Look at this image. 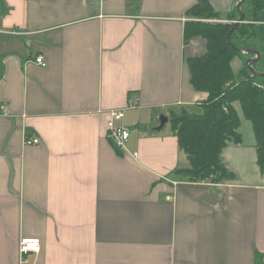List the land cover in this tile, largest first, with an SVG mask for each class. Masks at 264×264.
<instances>
[{
  "label": "crops",
  "instance_id": "obj_1",
  "mask_svg": "<svg viewBox=\"0 0 264 264\" xmlns=\"http://www.w3.org/2000/svg\"><path fill=\"white\" fill-rule=\"evenodd\" d=\"M197 1L0 0V264L264 258V184L243 121L240 144L220 154L235 180L191 182L181 172L189 163L169 114H199L208 97L187 66L206 40L184 41ZM208 1L225 17L240 0ZM130 99L136 109H126ZM111 110H125L116 121L130 132L124 150L106 138ZM22 239L39 240V252L22 255Z\"/></svg>",
  "mask_w": 264,
  "mask_h": 264
},
{
  "label": "trees",
  "instance_id": "obj_2",
  "mask_svg": "<svg viewBox=\"0 0 264 264\" xmlns=\"http://www.w3.org/2000/svg\"><path fill=\"white\" fill-rule=\"evenodd\" d=\"M241 11L245 21L227 41L233 24L211 23L219 16L208 0H198L186 15L192 21L185 24L184 41L203 37L207 43L204 56L187 60L190 84L197 92L207 94L201 113L185 110L171 112L169 122L178 147L186 155L189 168L182 174L191 182L210 179L213 184L235 180V176L221 163L220 154L227 143L240 144V119L234 104H238L244 118L252 124L256 139V158L260 171L264 169V35L259 25L264 23V0H244ZM234 14V13H233ZM255 51V55L240 53ZM234 57L243 62L235 73ZM251 63L250 72L246 62ZM255 264H264L262 254L256 253Z\"/></svg>",
  "mask_w": 264,
  "mask_h": 264
},
{
  "label": "built area",
  "instance_id": "obj_3",
  "mask_svg": "<svg viewBox=\"0 0 264 264\" xmlns=\"http://www.w3.org/2000/svg\"><path fill=\"white\" fill-rule=\"evenodd\" d=\"M36 65L41 67L46 66L43 58L38 56L33 61ZM137 102L130 99L126 109H136ZM125 110H111L109 111L110 120L106 125V138L117 149L124 150L125 144L129 139L130 132L122 125H117L116 121H122L124 119ZM26 144H38V140H26ZM40 250V242L37 239H22L20 242V253L25 255L29 252L38 253Z\"/></svg>",
  "mask_w": 264,
  "mask_h": 264
},
{
  "label": "rangeland",
  "instance_id": "obj_4",
  "mask_svg": "<svg viewBox=\"0 0 264 264\" xmlns=\"http://www.w3.org/2000/svg\"><path fill=\"white\" fill-rule=\"evenodd\" d=\"M238 19V14H237V12L236 11H234V14L233 13H231V14H229V15H226L225 17H220V15L217 17V18H215V19H212V20H209L211 23H222V24H228V25H231V24H233V22H235L236 20ZM261 26H264V23H261L260 25H259V32L260 33H263L262 31H261ZM235 61V62H234ZM237 63H238V65H237ZM231 66H232V69H233V71L235 72V73H237L240 69H241V67H243V62L239 59V58H237V57H234L233 58V60H232V62H231ZM238 67V69H237V71H236V68ZM244 118V117H243ZM243 118L242 119H240V121H243L242 122V127L240 128V132H241V134H242V140H243V143H244V145H247V144H249L250 143V138L251 137H253L254 138V133H253V130H252V124L248 121V122H246L247 120L245 119V120H243ZM244 166V168L246 169V171H248L250 168V165L249 164H245V165H243ZM243 170V169H242ZM260 173H262V172H260L259 171V169H258V167H257V165H256V182H257V180H258V183H262V184H264V174H260ZM207 182H210L211 180L210 179H208V180H206ZM210 183H212V182H210Z\"/></svg>",
  "mask_w": 264,
  "mask_h": 264
},
{
  "label": "water",
  "instance_id": "obj_5",
  "mask_svg": "<svg viewBox=\"0 0 264 264\" xmlns=\"http://www.w3.org/2000/svg\"><path fill=\"white\" fill-rule=\"evenodd\" d=\"M243 1H244V0H240L239 3L236 5V8H235V9H236V11H237V13H238V15H239V18H238V20H236V21L233 23V26H232L230 32L228 33L227 41H229L230 36H231L232 33L236 30V28H237L241 23H243V22L245 21V15L242 13V11H241V9H240V8H241V3H242ZM234 49H235V51L240 52V53H245V54L255 55L256 58L259 57V54H258L257 52H255V51H251V50H248V51H241L240 49H237V48H234ZM256 58H255V59H252V60H248V61L246 62L247 66H248V68H249V70H250V72H253L252 69H251V63L254 62V60H256ZM259 76L262 77V78H264V74H259ZM167 121H168V118H167L166 116H164V115H161V116L159 117V122H160V124H159V126L156 128V130L160 131V130L164 127V125L167 123Z\"/></svg>",
  "mask_w": 264,
  "mask_h": 264
}]
</instances>
